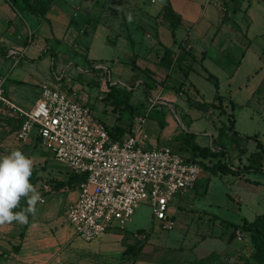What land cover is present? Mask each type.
I'll list each match as a JSON object with an SVG mask.
<instances>
[{
	"label": "crops",
	"instance_id": "0c3cea01",
	"mask_svg": "<svg viewBox=\"0 0 264 264\" xmlns=\"http://www.w3.org/2000/svg\"><path fill=\"white\" fill-rule=\"evenodd\" d=\"M239 1V11L224 16L222 0H47L48 9L41 17L21 5L15 9L8 0H0L3 96L28 110L41 88H58L71 100L85 102L108 130L117 126V140L141 125L149 148L168 147L184 159L188 155L181 153L177 139L182 131L192 133L200 148L217 151L220 147L214 141L218 129L232 117L236 144L226 145L223 154L216 157H195L202 172L190 192L169 202L167 216L172 229L177 208L197 205L198 199L208 195L213 180L232 186L249 180L246 172L254 171L248 168L249 156L255 150L241 154L239 144L246 136L250 139L245 143L258 141L262 145L264 157L263 134H256L253 126L255 119L264 121V0ZM167 3L170 13L165 15ZM29 32L31 43H27ZM10 49L20 51L17 62L7 56ZM118 83L131 88V103L141 105L147 114L142 118L134 115L130 126L106 97L111 86L124 89ZM134 86L139 90L134 91ZM149 98L155 102L152 107L147 104ZM20 123L15 112L0 104V156L20 150L32 159L30 182L43 202L37 201L27 223L0 225V264H161L164 254L158 250L144 255L155 250L148 239L135 258L123 254L135 243L132 239L137 242L146 235L133 233L129 240L125 231L116 227H109L95 239L101 248L91 247L92 242H76L78 237L63 213L78 194L79 178L40 149L36 133L24 142L18 140ZM217 161L233 172L210 174L204 168ZM203 180L207 181L205 186ZM252 184L254 188L262 186L258 180ZM44 185L48 192L42 190ZM232 198L237 205L244 204L243 214L250 215L241 219L252 221L264 214V208H258L259 198L253 197L250 204L236 194ZM175 200L180 206L174 205ZM206 213L213 216L212 227L217 231L222 220ZM221 233L207 230L194 249ZM105 235L118 239L119 259L102 250ZM242 235L249 244L248 235ZM183 252L179 249V254ZM170 257L166 255V260L172 261Z\"/></svg>",
	"mask_w": 264,
	"mask_h": 264
},
{
	"label": "built area",
	"instance_id": "2783aa9c",
	"mask_svg": "<svg viewBox=\"0 0 264 264\" xmlns=\"http://www.w3.org/2000/svg\"><path fill=\"white\" fill-rule=\"evenodd\" d=\"M32 36L29 32L27 43L32 42ZM19 55L18 49L7 51L15 62ZM154 103L147 99L150 107ZM0 104L20 118L18 140L24 142L36 133L42 151L70 173L83 176L76 198L63 213L83 242L94 241L109 227L124 229L140 202H148L153 220L162 230H169V202L190 192L202 172L197 162L186 161L168 147L149 148L141 125L113 140L85 102L71 100L58 88H41L33 107L26 110L7 100L0 84ZM42 190L48 192L49 187L44 185ZM240 236L237 232L235 239Z\"/></svg>",
	"mask_w": 264,
	"mask_h": 264
},
{
	"label": "rangeland",
	"instance_id": "374dc122",
	"mask_svg": "<svg viewBox=\"0 0 264 264\" xmlns=\"http://www.w3.org/2000/svg\"><path fill=\"white\" fill-rule=\"evenodd\" d=\"M137 87L134 86V91H138ZM263 121V120H262ZM264 122V121H263ZM261 122V119H255L253 126H255L256 134H263L264 140V123ZM239 127H242V123L239 124ZM253 132V131H251ZM255 144L249 145L245 143L244 140L241 141V146H244L245 149L254 151ZM51 158V157H50ZM260 171H249L246 173H250L248 176L249 180H241V184L237 186H232L229 183L223 182L221 180H213L214 185L211 186V189L208 195L204 198H200L197 200V205L194 206H185L183 208H177V212L174 215L172 229L170 230H162L161 227L153 220L151 213V206L148 202H140L137 204L134 209L133 215L130 221L125 225L124 229H117L119 232L125 231L124 234L130 240L131 235L133 233H137V235H146L137 242L146 243L147 239L152 247L155 249L152 253H145V256H151L157 252L163 253L162 259H160V263L169 264L170 262L175 263L178 261L191 259L193 257H201L204 256L206 252L209 251H218L219 255H225V253L237 251L241 247H244L248 244L241 234L240 240H234L233 245L230 247L224 242L223 238L214 237L215 239L206 240L201 243L199 247L194 249L198 243L200 242L201 236L207 234L208 232H212L213 234L219 235V232L223 231V228L220 227L216 230L213 228V216H207L209 212L213 215H217L219 221L227 220L232 222H239L243 216H247L243 214L242 207L243 203L237 205L233 202V194L239 196L243 201H248V203H252L253 197L259 198L260 205L258 208H264V167ZM252 180H258L261 182V187L254 188L252 184ZM204 183V180L202 181ZM216 183V184H215ZM200 189V188H199ZM178 196V195H176ZM174 196V197H176ZM231 196V198H230ZM180 203L175 200L174 205L180 206ZM196 204V203H195ZM211 205L208 207L207 205ZM205 207H201L204 206ZM238 206H240L241 211L238 212ZM208 219H211L208 221ZM198 229V230H197ZM197 232V234H195ZM115 236V235H114ZM111 235L103 236L104 240L101 242L102 246H105L104 253L105 255H109L114 259H119L120 257V247L116 243L118 240L116 237ZM115 240V241H114ZM79 238L76 242L80 243ZM132 241L136 242L134 239ZM82 243H86L81 241ZM94 245V246H93ZM99 247L101 248L98 242L92 241L91 247ZM151 249V248H149ZM179 249L184 251L183 254H179ZM170 254V259L172 261L166 260V255Z\"/></svg>",
	"mask_w": 264,
	"mask_h": 264
},
{
	"label": "trees",
	"instance_id": "16d2710c",
	"mask_svg": "<svg viewBox=\"0 0 264 264\" xmlns=\"http://www.w3.org/2000/svg\"><path fill=\"white\" fill-rule=\"evenodd\" d=\"M10 4L16 9L17 5H21L28 9L29 11H34L39 16L43 17L48 9L47 0H8ZM224 8V16H229L235 14L240 9L239 0H222ZM170 13V6L167 3L165 6V15ZM131 91L115 88L111 86L107 93V99L111 100L117 109L115 111L123 113L126 117L127 124L130 126L132 118L134 115L138 117H144L147 114L145 109L141 105H133L131 103ZM233 107V105L231 104ZM233 119L232 117L228 119V123L222 125L218 129V134L216 141V146H219L220 149L217 151H212L210 148H200L194 141V135L189 132L182 131L177 139L181 143V153L187 154L188 157L186 161H195V157L199 156L202 158L207 157H216L218 154L222 153V148H225L226 145L236 144L237 132L233 130ZM159 126L162 128L163 124L159 121ZM119 128L117 126L112 127L109 131L110 136L113 140L116 139V133ZM250 139V137H245L244 141ZM241 146V142L239 144ZM243 151L241 154L246 153L247 149L244 146H241ZM263 147L257 141L255 143V151L249 156V165L248 168L254 171L263 172L262 166L264 164V157L262 155ZM199 165L200 162H197ZM207 169L210 174H216L217 172L229 173L233 172L231 169L224 163L216 162L211 167H204ZM71 176L78 177L79 182L83 180V176L75 175L71 173ZM207 184V181L204 180V186ZM195 186V185H194ZM206 191V190H205ZM27 204L24 198L21 199L20 205L14 211H19L21 207L26 208ZM29 217V214H28ZM223 231L220 235V238L224 239V242L228 245L231 244L236 238V233H246L249 237V244L241 247L237 251L225 253V255H219L218 253H210L209 255L200 258L193 259L186 263L182 264H264V214L257 215L252 221L246 219H241L240 222H232L227 220H222L220 222ZM143 242H135L131 246H128L123 254H130L133 258L136 257L137 252L140 250ZM14 252L18 251V247L13 248Z\"/></svg>",
	"mask_w": 264,
	"mask_h": 264
},
{
	"label": "clouds",
	"instance_id": "9594fccd",
	"mask_svg": "<svg viewBox=\"0 0 264 264\" xmlns=\"http://www.w3.org/2000/svg\"><path fill=\"white\" fill-rule=\"evenodd\" d=\"M33 161L20 150H13L0 156V225L13 221L24 224L28 214L35 213V204L41 199L40 193L30 182ZM24 198L27 207L14 211Z\"/></svg>",
	"mask_w": 264,
	"mask_h": 264
}]
</instances>
